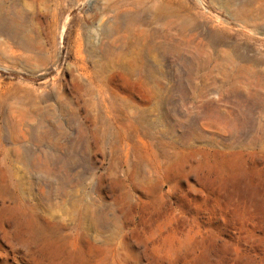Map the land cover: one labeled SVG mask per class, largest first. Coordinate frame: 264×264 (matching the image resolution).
I'll use <instances>...</instances> for the list:
<instances>
[{"label": "rangeland", "instance_id": "1", "mask_svg": "<svg viewBox=\"0 0 264 264\" xmlns=\"http://www.w3.org/2000/svg\"><path fill=\"white\" fill-rule=\"evenodd\" d=\"M0 264H264V0H0Z\"/></svg>", "mask_w": 264, "mask_h": 264}]
</instances>
